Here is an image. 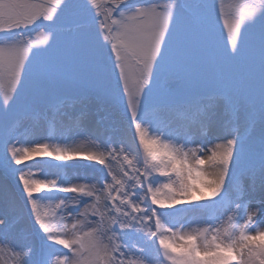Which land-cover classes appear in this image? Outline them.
I'll use <instances>...</instances> for the list:
<instances>
[{
  "label": "snow or ice",
  "instance_id": "1",
  "mask_svg": "<svg viewBox=\"0 0 264 264\" xmlns=\"http://www.w3.org/2000/svg\"><path fill=\"white\" fill-rule=\"evenodd\" d=\"M0 264H264V0H0Z\"/></svg>",
  "mask_w": 264,
  "mask_h": 264
},
{
  "label": "rangeland",
  "instance_id": "2",
  "mask_svg": "<svg viewBox=\"0 0 264 264\" xmlns=\"http://www.w3.org/2000/svg\"><path fill=\"white\" fill-rule=\"evenodd\" d=\"M221 39H223V37H221ZM56 131H57L56 126H55L54 124H50V125H49V134H51V135H55V134H56ZM76 139H77L78 142H82V143H84L85 146L87 147V143H86V141H85V140H81V137H77ZM57 163H59V162H57ZM82 169H83V168H80V169H79L81 173H82ZM88 174L91 175L90 172H89Z\"/></svg>",
  "mask_w": 264,
  "mask_h": 264
},
{
  "label": "bare ground",
  "instance_id": "3",
  "mask_svg": "<svg viewBox=\"0 0 264 264\" xmlns=\"http://www.w3.org/2000/svg\"><path fill=\"white\" fill-rule=\"evenodd\" d=\"M81 140H85V137H81ZM81 173V172H80ZM85 174V170L84 169H82V173H81V175H84ZM89 175V174H88Z\"/></svg>",
  "mask_w": 264,
  "mask_h": 264
}]
</instances>
